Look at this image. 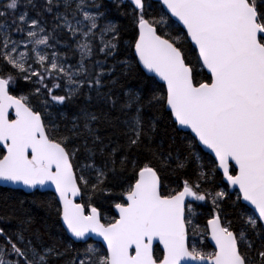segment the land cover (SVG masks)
Listing matches in <instances>:
<instances>
[{"label":"snow or ice","instance_id":"obj_1","mask_svg":"<svg viewBox=\"0 0 264 264\" xmlns=\"http://www.w3.org/2000/svg\"><path fill=\"white\" fill-rule=\"evenodd\" d=\"M0 182L54 189L65 264H264V0H0ZM28 231L0 264L68 255Z\"/></svg>","mask_w":264,"mask_h":264},{"label":"trees","instance_id":"obj_2","mask_svg":"<svg viewBox=\"0 0 264 264\" xmlns=\"http://www.w3.org/2000/svg\"><path fill=\"white\" fill-rule=\"evenodd\" d=\"M105 2L110 3V1L107 0H105ZM153 4L155 6L156 2H153ZM112 18L118 20L121 24L128 23L126 17H121L116 12L112 13ZM76 58L77 57H73L69 62L74 63ZM121 58H123V56ZM137 75H139L138 71L134 70L133 75L123 81L125 89L139 88V81L136 78ZM23 84L24 82H21V86H23ZM81 106H83V101H77L75 104L64 107L62 111L70 120L72 116L78 112ZM161 127H163V125H161ZM111 131V129H108L109 134ZM181 135H184V132H181ZM156 139L158 141L160 136H157ZM180 146L182 147V144ZM165 148H167V141H165ZM207 154L208 153L206 152L202 153V155L205 156V160H207ZM194 167L195 166L192 165L189 168V173ZM172 186H175V184ZM54 198L55 195L51 192L35 191L32 193H26L18 189L0 187V227H4L9 234H14L22 228H28L29 231L25 233L26 236H34L37 231H39L40 235L44 238V242L55 244L62 250L71 245L68 255L62 260L56 262V264H65L67 260L71 259L73 251H82L87 245L83 242H74L68 236L62 222L57 218L54 212ZM232 199L234 200L235 197L233 196ZM208 210V207L198 209V211L203 212L204 214H207ZM227 210L230 214L229 218H233L234 225L242 223L241 221L234 219V214L239 211V209L228 208ZM105 213L108 216L116 215L114 210L107 208L105 209ZM29 219L31 220V224L23 223L25 220ZM87 243L95 247H100L102 245L101 243L94 241H88ZM205 243L209 245L207 249L208 251L214 250L208 241H205ZM157 254H159V251Z\"/></svg>","mask_w":264,"mask_h":264},{"label":"water","instance_id":"obj_3","mask_svg":"<svg viewBox=\"0 0 264 264\" xmlns=\"http://www.w3.org/2000/svg\"><path fill=\"white\" fill-rule=\"evenodd\" d=\"M107 1H110V0H107ZM153 2H156V0H153ZM189 133H190V130H187ZM202 147V146H201ZM204 152L208 153V150H204ZM0 187H7V188H10V189H18V190H22L26 193H32L31 191H29L28 189L24 188L23 186H18V185H11V184H7L5 182H0ZM40 192H51L55 195L54 193V189L51 187V186H46L45 188L43 189H40L38 190ZM246 203V202H245ZM62 222V221H61ZM63 225V223H62ZM64 227V226H63ZM65 229V228H64ZM66 231V230H65ZM67 233V232H66ZM68 236L70 237V234L67 233ZM71 238V237H70ZM72 239V238H71ZM73 240V239H72ZM88 241H94V242H98V243H101L102 244V241L99 237H95L94 235L88 239ZM87 241V242H88ZM76 242H82V241H76ZM84 243V242H83ZM208 243L212 246V248L214 249V242H211L210 240H208Z\"/></svg>","mask_w":264,"mask_h":264}]
</instances>
